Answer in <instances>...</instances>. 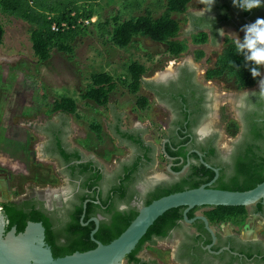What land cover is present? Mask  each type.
Masks as SVG:
<instances>
[{
  "label": "flooded vegetation",
  "instance_id": "obj_1",
  "mask_svg": "<svg viewBox=\"0 0 264 264\" xmlns=\"http://www.w3.org/2000/svg\"><path fill=\"white\" fill-rule=\"evenodd\" d=\"M220 1L222 14L213 19L193 17L195 29L232 26L240 30L264 17V7L245 12L234 7L231 0ZM211 37L217 42L218 32ZM210 69L206 61H184L175 64L169 76L148 81L147 92L161 112L160 139L146 140L144 129L125 128L116 121L114 137L128 155L116 160L111 171L78 150L79 161H65L61 150L71 155L76 151L67 144V131L60 125L48 127L41 152L55 164L62 185L27 186L25 193L2 203L0 211L6 217L5 206L11 204L14 217L26 220L40 216L47 223L51 252L74 249L76 253L87 243L90 222L106 239L121 225L120 214L129 215L166 190L208 185L227 190L233 186L237 169L264 164V77L255 87L237 91L228 102L207 78ZM229 109L232 121H225ZM83 163H92V171L72 169ZM159 169L162 172L158 174ZM89 202L94 204L89 210L93 216L82 224ZM257 204L248 207L247 224L241 227L230 222H209L205 208L194 211L190 219L188 215L194 209L189 210L186 221L183 211L182 218L165 229V236L154 238V244L148 247L168 252L172 264H264V234L246 233L248 227L255 231V225L248 224L255 218L260 220L264 233V202H260V208ZM94 219L99 221L98 226ZM139 254L142 263L159 264Z\"/></svg>",
  "mask_w": 264,
  "mask_h": 264
},
{
  "label": "rangeland",
  "instance_id": "obj_2",
  "mask_svg": "<svg viewBox=\"0 0 264 264\" xmlns=\"http://www.w3.org/2000/svg\"><path fill=\"white\" fill-rule=\"evenodd\" d=\"M69 1L91 6L94 21L88 25H82V20L78 22L84 36L76 39L70 58L53 51L51 59L41 64L34 58L31 49L30 32L33 26L0 10V23L4 29L0 46V205L25 193L27 186L47 188L62 185L55 174V164L41 152L47 140L48 127L63 126L70 147L100 162L109 171L114 168L116 160L128 155V150L119 147L114 137L116 121L125 128L144 129L146 140H159L162 134L159 124L161 112L147 92L148 81L162 79L160 75L166 73L169 76L174 65L184 61L192 64L206 61L207 67L212 68L221 54L224 40L241 39L243 33L232 26L195 29L193 17L213 19L222 14L223 5L220 0H215L212 7L211 0H193L185 14L174 15L181 26L177 40L184 44L185 51L173 59L166 53L165 45L153 43L144 37L120 49L112 45L98 27V24L113 17L127 20L146 11L158 17L164 12L167 0ZM213 32L219 34L217 42L213 40L214 36L211 37ZM199 33L207 35V41L203 44L195 42ZM129 63H137L145 69L138 93L149 100L145 111L137 109L135 97L121 84ZM98 73L113 76L118 85L106 107L87 103L80 95L90 86V77ZM263 77L264 68L260 79ZM212 81L216 91L232 102V96L237 92L232 82L228 79ZM61 97L75 101V115L51 111L53 101ZM231 113L229 109L224 116L225 121H232ZM93 124L101 129V141L97 140L90 128ZM161 172V169L157 171L158 174ZM247 220L237 227L247 224ZM250 223L256 227L253 235L264 234L260 220L255 218L248 223L249 226ZM139 257L144 260L151 257L159 264H172L168 252L159 253L156 248L148 246L144 247ZM122 264H126V259Z\"/></svg>",
  "mask_w": 264,
  "mask_h": 264
},
{
  "label": "trees",
  "instance_id": "obj_3",
  "mask_svg": "<svg viewBox=\"0 0 264 264\" xmlns=\"http://www.w3.org/2000/svg\"><path fill=\"white\" fill-rule=\"evenodd\" d=\"M192 1L167 0L164 12L158 17L146 11L137 17L127 20H120L117 17H113L103 24H98V27H100L103 35L108 37L111 44L120 49H125L134 43L137 38L144 37L153 43L165 45L168 56L176 59L185 51V46L177 40L181 32V26L174 15L185 14ZM0 10L9 16L26 21L33 26L30 32L31 49L34 58L39 64L47 63L51 59L53 51L70 58L74 53L76 39L84 36L83 28L79 26L78 22L93 18V9L91 6L85 7L69 0H0ZM3 35L4 29L0 23V46L2 45ZM243 36L244 33H242L241 39ZM206 41L207 35L205 33H199L195 40L196 43L200 44ZM244 64L243 57L235 51L234 41L227 38L224 40L221 54L216 59L212 68L207 72V78L212 80L228 79L237 91L253 88L259 83L260 75L253 78L248 69L244 67ZM144 74L145 69L143 66L137 63H129L126 67L124 80L121 82L125 90L135 97V105L140 111H145L149 106L147 98L138 95ZM117 87V81L113 76L107 73L94 74L90 77V86L85 91H81V99L97 107H106L110 95ZM51 111L53 113L73 116L76 114L77 106L74 100L61 97L53 101ZM90 128L95 133L97 140L101 141L100 127L93 124ZM120 135L131 138L128 134L120 133ZM78 153L76 150L71 155L61 150L62 158L67 162L79 161L80 155ZM91 165L92 163H83L73 166L72 169L91 172ZM235 172L237 179H234V183L231 184L233 186L227 188L225 191H248L264 181V164L259 168L254 166L239 168ZM238 177L243 178L239 180ZM198 187L193 186L190 189H196ZM182 191L185 190L178 188L166 190L159 196L150 199L144 206L149 205L161 197ZM257 205L259 208L261 207L260 202ZM93 206L94 204L91 202L87 204V210L81 222L82 224H86L93 216V213L89 211ZM10 207L11 204L5 206L4 209L8 221L6 231L15 227L16 232L21 233L26 227V222L41 223L45 229V242L50 246L49 237L47 236V223L43 218L36 215L25 218L26 220L20 217H14L10 213ZM200 208L207 209L205 217L211 223L230 222L238 225L249 215L248 208L246 207H196L188 215V218H192V213ZM184 210L185 208L173 209L161 216L149 228L135 250L126 257L128 264H146L144 262L142 263L137 255L143 251L145 246L153 245L154 238H163L165 236L163 233L165 229L180 220ZM137 214L138 210H133L129 215L120 214L121 225L116 228L115 233L103 239L100 233L97 232L94 235V239L103 245L109 244L125 231ZM93 230L94 224L90 222L86 228L87 243L82 248H79L77 252L83 253L96 248V244L91 241L90 237ZM73 253H75L74 249H65L63 252L62 250L54 251L52 255L54 258H62Z\"/></svg>",
  "mask_w": 264,
  "mask_h": 264
},
{
  "label": "water",
  "instance_id": "obj_4",
  "mask_svg": "<svg viewBox=\"0 0 264 264\" xmlns=\"http://www.w3.org/2000/svg\"><path fill=\"white\" fill-rule=\"evenodd\" d=\"M169 172H172L168 168ZM201 186L161 197L138 209V214L123 233L107 245L91 240L96 248L83 253H73L54 258L45 242V229L41 223L29 222L24 231L17 233L13 227L6 231L8 221L0 211V264H122L146 235L149 228L166 212L185 208L186 213L196 207H250L264 202V181L251 190L225 191ZM99 203V202H98ZM207 225L206 219L201 217ZM96 226L99 221L94 219Z\"/></svg>",
  "mask_w": 264,
  "mask_h": 264
},
{
  "label": "clouds",
  "instance_id": "obj_5",
  "mask_svg": "<svg viewBox=\"0 0 264 264\" xmlns=\"http://www.w3.org/2000/svg\"><path fill=\"white\" fill-rule=\"evenodd\" d=\"M234 7L250 12L253 9L264 7V0H231ZM215 0H211V7ZM244 36L234 41L235 51L244 59V67L254 78L261 74L264 68V17H258L254 22L242 26Z\"/></svg>",
  "mask_w": 264,
  "mask_h": 264
},
{
  "label": "built area",
  "instance_id": "obj_6",
  "mask_svg": "<svg viewBox=\"0 0 264 264\" xmlns=\"http://www.w3.org/2000/svg\"><path fill=\"white\" fill-rule=\"evenodd\" d=\"M94 21V18H91L90 20H83V21H81V23H82V25H88V24H90V23H92Z\"/></svg>",
  "mask_w": 264,
  "mask_h": 264
},
{
  "label": "crops",
  "instance_id": "obj_7",
  "mask_svg": "<svg viewBox=\"0 0 264 264\" xmlns=\"http://www.w3.org/2000/svg\"><path fill=\"white\" fill-rule=\"evenodd\" d=\"M246 233H247V236L252 235V234H253V230H252V228H248V229L246 230Z\"/></svg>",
  "mask_w": 264,
  "mask_h": 264
},
{
  "label": "bare ground",
  "instance_id": "obj_8",
  "mask_svg": "<svg viewBox=\"0 0 264 264\" xmlns=\"http://www.w3.org/2000/svg\"><path fill=\"white\" fill-rule=\"evenodd\" d=\"M165 76H167V73H166V74H164V75L162 74V76L160 75V77H161V78H163V77H165Z\"/></svg>",
  "mask_w": 264,
  "mask_h": 264
}]
</instances>
